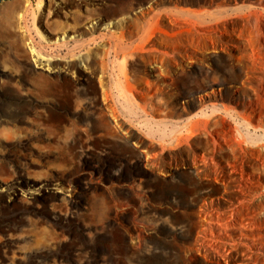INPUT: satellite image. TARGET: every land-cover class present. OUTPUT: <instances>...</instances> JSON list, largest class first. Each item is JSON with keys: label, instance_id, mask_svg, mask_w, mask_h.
<instances>
[{"label": "rangeland", "instance_id": "1", "mask_svg": "<svg viewBox=\"0 0 264 264\" xmlns=\"http://www.w3.org/2000/svg\"><path fill=\"white\" fill-rule=\"evenodd\" d=\"M24 3L50 53L77 23L82 81L94 74L107 103L81 97L75 169L48 120L43 141L2 151L0 264L264 263V0ZM52 169H66L61 192L32 207Z\"/></svg>", "mask_w": 264, "mask_h": 264}, {"label": "bare ground", "instance_id": "2", "mask_svg": "<svg viewBox=\"0 0 264 264\" xmlns=\"http://www.w3.org/2000/svg\"><path fill=\"white\" fill-rule=\"evenodd\" d=\"M3 1L5 2L3 3ZM3 1H1L0 3V159H1L2 151L9 145L10 142L15 141V143L19 142L18 144L22 143V145H26V143L23 142V140L25 139H28L29 141L31 139H34L35 141L36 139L37 141H43V139H45L47 135L46 134L47 132L44 131L46 128L44 127L45 128L44 129L43 125L46 124V121L48 120L49 122H47V124L49 123L48 124L50 125L49 129L51 130L49 131L50 135L48 133L49 138H51L52 142L55 144L54 146H56V148L60 150V152L63 155L64 154L68 155L71 165V167L70 166L69 167L75 169V167L77 166V159L79 157L78 124H79V119L81 118L79 113V111L81 110V109L79 110L81 97L84 96L85 98V96H87L91 100V104L101 105V107L103 106V103H105V101H103V103L101 102L100 89L98 86L100 84H98L97 80H95L94 74L90 73V74L82 75L85 77V82L83 83L82 81L81 70L79 68L78 58H77V50H78L77 49L78 34L76 33L78 28L77 23L72 25L73 27L72 30L64 32L67 33L70 39H72V43L70 42L71 45L68 43L69 48L62 47L61 45L57 46V48L55 46H54L55 48H53L52 46L53 48L52 52L53 51L56 52L53 54L50 53L51 46L50 45L48 46V44L44 45L43 43H41L42 41L36 42L33 36H31L27 26L24 24L23 22L24 13H21V11L25 8V3H24L25 0H3ZM45 14L46 13H44V16ZM143 47L142 49L144 50L145 48ZM47 48H49V51ZM139 54L144 56V53L142 54V52ZM145 58L146 57H144V59ZM220 86L222 85L220 84ZM212 87L213 86L208 85L205 88L198 89L196 93L197 92L200 93L201 96L203 95L201 92H205L207 96L208 93L207 90L211 89ZM196 93H193L189 96L191 104H195V101L198 98V95H196ZM106 110H108V108ZM57 113L62 118L59 120H54V115ZM103 118H104L103 120H108V115L104 114ZM29 141L28 144H30ZM15 143L13 144L14 147L18 145ZM126 144L128 143L126 142ZM51 171H52L51 176H53V179H51L50 182L47 181L43 183V185L39 187L40 191L37 192L38 194L31 193L30 202L28 203L32 204V207H35L38 201L48 202L56 199L57 194L61 192L59 187L55 185V183L51 185V182L52 180L55 179H64L66 177V169H52ZM3 185H4L3 182L0 180V199L2 200V202H4L3 199L6 198L5 197L6 195L2 194V191L5 190ZM15 193L17 192L15 191ZM17 195L18 193L15 196ZM71 197L73 202V200H75V195L73 194ZM12 198H15L16 201L19 199L18 197H12ZM6 199L5 202L7 204L8 201H6ZM7 206L9 207L11 205L8 204ZM43 206H44V210L47 211V207H48L47 204L44 203ZM110 210H111L110 201L107 199V197H103L100 206L96 209V214L99 217H105L110 212ZM49 215H52V211L51 214L49 213ZM54 215L56 216V218L62 217L61 212L60 213L55 212ZM244 217L242 214L241 218ZM238 222L237 224L239 225ZM241 222L242 221L240 220V223ZM223 224H225V221H223ZM241 224L243 225L244 222ZM254 225L255 223L253 224V227ZM226 227L228 228V225H226ZM255 235L254 238H256ZM251 237H253L252 234L250 238ZM23 239H25V237L22 238V240ZM19 242L20 239L16 241V243ZM25 242L26 243L23 245L19 244V247L21 249H25L33 246L37 247V245L41 244V243L38 244L39 242L32 243L29 242L28 240ZM216 247L218 246L216 245ZM242 249H245V247H243ZM253 250H255V248ZM258 255L257 258H260L258 257ZM258 260L260 259H257V261ZM255 261L256 260H253L254 263L257 262Z\"/></svg>", "mask_w": 264, "mask_h": 264}, {"label": "water", "instance_id": "3", "mask_svg": "<svg viewBox=\"0 0 264 264\" xmlns=\"http://www.w3.org/2000/svg\"><path fill=\"white\" fill-rule=\"evenodd\" d=\"M1 1H3V0H0V3H1Z\"/></svg>", "mask_w": 264, "mask_h": 264}]
</instances>
